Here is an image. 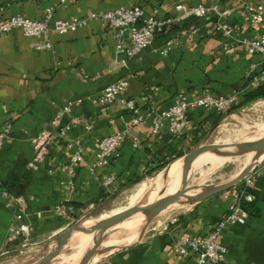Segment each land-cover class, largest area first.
<instances>
[{
	"label": "crops",
	"instance_id": "obj_1",
	"mask_svg": "<svg viewBox=\"0 0 264 264\" xmlns=\"http://www.w3.org/2000/svg\"><path fill=\"white\" fill-rule=\"evenodd\" d=\"M180 1L0 0V11L3 18L39 21L50 7L53 19L70 20L140 6L147 16L161 19L174 17L172 7ZM212 1L193 3L208 5ZM249 1L221 0L218 4L229 12L221 21L231 27L232 38L216 31L217 16L186 20L168 34L156 36L152 47L124 68L115 49V29L101 21H88L83 28L62 35L51 31L40 38L26 37L13 30L0 37V127L11 126L0 150V264H24L39 256V248L48 240L117 192L205 146L225 113L189 111L188 125L179 138L172 137L165 125L158 137L153 136V119H147L133 130L136 147L128 138L108 165L97 166L99 141L123 131L132 119L131 112L116 103L100 106V94L109 84L126 78L125 96L141 111L165 110L179 93L189 99L203 93L235 96L236 104L240 103L244 95L263 84L257 81L263 70L261 58L248 56L236 42L264 35V20L250 24L245 18L243 4ZM167 37L176 39L177 45L160 55L158 50ZM44 41L51 48L36 50ZM77 99L81 102L64 112L66 104ZM55 119L57 126L52 124ZM71 121L76 124L64 136H57ZM42 132L51 138L44 144L42 160L36 163L33 141ZM68 140L77 141L83 155L72 175L67 171ZM109 177L114 182L105 188L102 181ZM246 178L250 183L244 179L184 216L154 223L139 240L115 249L98 264H194L193 257L183 258L175 252L176 241L208 233L226 214L235 194L252 199L240 201L248 215L246 223L220 233L226 251L221 264H264V161ZM59 207L64 210L61 215ZM21 226L28 228L27 237L19 231ZM29 247L36 250L28 256Z\"/></svg>",
	"mask_w": 264,
	"mask_h": 264
},
{
	"label": "built area",
	"instance_id": "obj_2",
	"mask_svg": "<svg viewBox=\"0 0 264 264\" xmlns=\"http://www.w3.org/2000/svg\"><path fill=\"white\" fill-rule=\"evenodd\" d=\"M213 0L210 4L193 3V0H181L172 7L176 14L174 17L156 19L145 14L140 6L118 7L101 13H94L86 18H72L70 20L53 19V9L46 8L41 20L31 21L29 19L13 16L3 18L0 11V37L13 30H20L26 37H42L49 32L62 35L68 32H75L83 28L88 21L96 20L106 23L115 29L116 52L122 56L120 65L127 67L128 62L139 56V54L152 47L156 36L168 34L170 29L186 20L203 19L209 15L217 16L220 21L215 25L216 31L221 32L226 38H232V29L225 22L221 21L229 13L221 10L219 2ZM64 0H61L63 3ZM245 18L250 24H262L264 20V0H251L243 4ZM248 56H259L263 65V70L257 81L264 84V35L258 39L241 38L236 41ZM177 45L176 39L167 37L164 39L162 47L158 50L160 55H165L169 50ZM51 46L48 42H41L36 46V50H48ZM129 82L126 78H120L106 86L101 94L98 104L102 107L116 103L120 108L131 112L132 119L128 127L123 131L102 138L97 146V166H106L112 157L117 156L120 144L128 139H132L133 147L138 144L137 138L132 136L133 130L144 125L147 119H153L151 133L158 137L162 126H166L168 133L175 138L182 136L188 125L187 114L191 110H202L204 112L226 113L230 111L237 102L235 96L224 97L203 93L192 99L184 94H176L171 105L160 112L153 109L141 111L134 105V102L127 99L125 93L128 90ZM81 100L69 101L64 107V112H69L74 104ZM58 125V120L52 122ZM76 124L71 121L68 125L58 130L57 136H64L72 126ZM10 124L0 127V150L7 140L10 132ZM50 135L42 132L41 136L33 141L35 148L34 161L39 162L44 155V144L50 139ZM66 148L71 151L69 157L70 164L67 167L69 175L74 172L73 167L83 161L82 148L77 141L68 140ZM246 183L250 180L245 178ZM114 178L109 177L102 181L103 187L107 188L113 184ZM6 195V193H4ZM250 202L251 197L235 194L233 202L226 214L220 218L211 230L203 236L180 237L175 244V252L183 258L193 257L194 264H221L225 255V248L219 241L220 233L226 227L233 225H244L248 218L247 213L241 207L240 201ZM63 208L59 207L58 214L63 213ZM20 219V216L17 217ZM19 231L28 236V228L21 226Z\"/></svg>",
	"mask_w": 264,
	"mask_h": 264
},
{
	"label": "rangeland",
	"instance_id": "obj_3",
	"mask_svg": "<svg viewBox=\"0 0 264 264\" xmlns=\"http://www.w3.org/2000/svg\"><path fill=\"white\" fill-rule=\"evenodd\" d=\"M264 123V97L263 98H256L250 101H247L234 109L227 111L221 120L217 122L213 126V130L211 132V135L206 139V144L205 146H221V145H233L241 142H245L246 140L244 139L246 136H254L256 135L259 129V124ZM264 137V136H263ZM260 137V138H263ZM258 138V139H260ZM227 154L220 153L218 155L212 156L207 158L204 161V164L200 165L199 168L196 169H191L189 178L186 184V187L189 188H195L199 187L197 189V194L201 193L205 190H207L209 187L217 186L220 185L224 182H227L231 179L234 178L235 172L237 169L241 166L244 160V155L243 156H238L237 160L235 161H225L220 167L215 168V169H210V164L215 163L216 161L222 159L224 156ZM189 156H183L181 159H178L170 164H167L166 166H163L161 169H159L157 172L154 174L148 176L147 178H144L135 184L129 186L128 188L121 190L117 192L112 198H110L103 206H101L98 209H95L94 211L89 212L86 214V216L82 219H80L77 222H74L71 224L69 227L65 228L62 230L59 234L55 235L52 237L50 240H48L44 246H39V254H47L49 252H53L54 250L56 251L57 248L63 247V245L66 248V253L62 256L64 260H79L84 258L87 254H81V252H84L85 250H79L80 253H78L77 257L75 255V251L82 246L81 242H78L77 240L79 239L80 236L75 237L74 240L69 241L66 237V233H69L73 228L75 227H80L82 225H90L94 221H98L100 217H103L105 215H108L110 213H113V211H116L117 209L123 208L128 206L130 202V197L133 194V191L136 186H138L142 182H147L148 183V188L144 195L142 196L141 200L135 204V207L138 205H143L148 203L147 199V194L151 189L156 188V180L158 176L161 173H164L165 180L168 178L169 173L166 172V170L169 167H173L174 164H176L178 161L182 162L183 160H187ZM199 159V158H198ZM197 159V160H198ZM217 159V160H215ZM178 163V165L180 164ZM191 175V177H190ZM150 182V183H149ZM169 182L166 181L162 186L167 185ZM155 186V187H154ZM152 187V188H151ZM146 194V195H145ZM158 197V195H157ZM144 198V200H143ZM211 198V197H210ZM209 199V198H208ZM207 200V199H206ZM189 200L186 199H181L180 201H177L173 204L170 205V207L160 213L155 219L152 220V222L147 225L144 229V232L148 230L154 223H159L163 222L164 220H172V218L176 219L181 216H184L186 213H188L192 208L195 206L199 205L201 202H188ZM134 207V206H133ZM103 223L106 225L110 223V220H105ZM104 225L98 226L96 230L99 228L103 227ZM133 231V230H132ZM132 231L129 232H123L119 231L117 232L118 235H124V245L114 247V249H117L119 247L126 246L130 244L131 242L137 241L140 239V237L143 235H136L130 243L129 238L131 236ZM121 232V233H120ZM76 232L73 231L71 235H74ZM66 234V235H65ZM65 235V236H64ZM115 235V234H114ZM66 237V238H65ZM122 237V238H123ZM67 239V240H66ZM61 240V241H60ZM69 241V242H68ZM48 246L46 250H43L44 247ZM75 247V249H73ZM78 247V248H76ZM34 247H29L28 248V256L32 255V252L36 250ZM31 249V250H30ZM71 249V250H70ZM31 251V252H30ZM70 251V252H69ZM68 253V255H67ZM72 253V254H71Z\"/></svg>",
	"mask_w": 264,
	"mask_h": 264
},
{
	"label": "water",
	"instance_id": "obj_4",
	"mask_svg": "<svg viewBox=\"0 0 264 264\" xmlns=\"http://www.w3.org/2000/svg\"><path fill=\"white\" fill-rule=\"evenodd\" d=\"M255 151L264 154V137L254 142H241L233 145H221V146H202L196 148L195 150L185 155V156H189V160L185 167L182 186L187 183L194 162L205 153L221 152L230 155L232 157H236V156L238 157ZM263 161H264V157L259 161H254L251 164H249L235 178L227 182H224L220 185L209 187L207 190L195 194L193 196L192 195L190 196L189 194H187V192H184V190L181 187L175 193H172L156 202L138 205L136 207L134 206L122 212L117 217H115L107 226H105L98 232L97 236L94 239V250L90 256H85L84 258L79 260H64L62 256L67 251L64 244L63 247L57 248L56 251L54 250L53 252L51 251L44 255L39 254V256L35 258L26 260L24 264H98L112 251L115 250L114 248H111L108 243L111 237L114 236V234H116L117 232L119 231L129 232L134 230L136 227L139 228L146 227L162 211L167 209L171 204L180 201L181 199H184L185 201L187 199L189 200L188 202H201L217 194L225 192L231 189L232 187L236 186L240 182H242L247 176H249L250 172L257 166L262 164ZM133 214L141 215V220L134 226H124L123 223H125L124 222L126 221L125 219ZM77 229L78 228L75 227L69 233H66L67 235L66 234L65 235L67 239H69L73 231ZM47 248L48 246L44 247L43 250H46Z\"/></svg>",
	"mask_w": 264,
	"mask_h": 264
},
{
	"label": "bare ground",
	"instance_id": "obj_5",
	"mask_svg": "<svg viewBox=\"0 0 264 264\" xmlns=\"http://www.w3.org/2000/svg\"><path fill=\"white\" fill-rule=\"evenodd\" d=\"M257 132L258 133L256 135H254V136H246L244 138L246 140L245 142H254V141L258 140V138L263 137L264 136V123L259 124V129H258ZM220 153L221 152H208V153L203 154L202 156L199 157L198 160H196L194 162V165L192 166V169L199 168L200 165L204 164V161L207 158L215 156V155H218ZM243 157H244L243 163L241 164V166L235 172L234 178L236 176H238L249 164H251L254 161L261 160L264 157V154H261V153L255 151V152L248 153V154L244 155ZM237 158H238L237 156L236 157H232L230 155H226L222 159L216 161L215 163L210 164V166H211L210 169L211 168L212 169L218 168L225 161H228V162L229 161H235V160H237ZM188 160H189V158L187 160H183L182 162L178 161L176 164H174L173 167H169L166 170V172L167 173L171 172V173L169 174V176H168V178L166 180H165L166 176L164 175V173H161L158 176V178L156 180V188L155 189H151L148 192V194H147L148 195L147 196L148 203L156 202V201H158V200H160V199H162V198H164V197H166V196H168V195H170L172 193H175L181 187L184 190V192H187V194H189L190 196L191 195L193 196V195L197 194V192H198L197 189L199 187H195L197 189L189 188V187H186L187 183L182 186L183 177H184V171H185V167H186V164H187ZM215 160H217V159H215ZM179 162H180V164L178 165ZM190 177H191V175H190ZM168 180H169V182H168L167 185H165V184H164V186L161 185L164 182L166 183V181H168ZM147 188H148V183L147 182L140 183L138 186L135 187V189L133 191V194L130 197L131 200H130L128 206L120 208V209H117L116 211H113V213H110L108 215L100 217L98 219V221H94L93 223H91L87 227H85L86 225L84 224V225L78 227L77 230H74V232H76V233L74 235L70 236L69 241L74 240L75 237H77V236H80L77 241L82 243V246H80V248L76 247V248H78V250L75 251L76 257L78 255V253H80L79 250H81V251L85 250L84 252H81V254H85L86 253L87 254L86 256H90L92 254L93 250H94V239H95V237L97 236L98 232L102 228H104L105 226H107L109 224L108 223V224L105 225L103 223V221L110 220V222H111L119 214H121L122 212H124V211L132 208L133 206H135V204H137V202H139L141 200V198L144 195V193L146 192ZM157 195H158V197H157ZM143 200H144V198H143ZM167 209H165L164 211H166ZM164 211H162V212H164ZM125 220H126V221H124L125 223H123L124 226H134L141 220V215L133 214V215H130L129 217H127ZM101 225H104V226L99 228L98 230H96L98 228V226H101ZM144 229L145 228L136 227L132 231L131 236L128 239L129 240L128 243H130L132 241V239L136 235H141L144 232ZM124 235H120L119 236L118 233H116L114 236H112L110 241H109V243H108L110 245V247L114 248V247H117V246H121V245L127 244V243H124V237H123ZM73 249H75V247ZM67 255H68V253H67Z\"/></svg>",
	"mask_w": 264,
	"mask_h": 264
},
{
	"label": "trees",
	"instance_id": "obj_6",
	"mask_svg": "<svg viewBox=\"0 0 264 264\" xmlns=\"http://www.w3.org/2000/svg\"><path fill=\"white\" fill-rule=\"evenodd\" d=\"M263 97H264V84H261V85L257 86L254 90H252L251 92L244 95L243 100L240 103L236 104L232 109H234L235 107H237V106H239V105H241L247 101H250V100H253L256 98H263Z\"/></svg>",
	"mask_w": 264,
	"mask_h": 264
}]
</instances>
